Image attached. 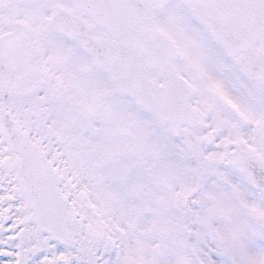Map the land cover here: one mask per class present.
Wrapping results in <instances>:
<instances>
[{"label": "snow or ice", "instance_id": "obj_1", "mask_svg": "<svg viewBox=\"0 0 264 264\" xmlns=\"http://www.w3.org/2000/svg\"><path fill=\"white\" fill-rule=\"evenodd\" d=\"M0 264H264V0H0Z\"/></svg>", "mask_w": 264, "mask_h": 264}]
</instances>
